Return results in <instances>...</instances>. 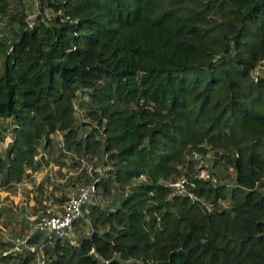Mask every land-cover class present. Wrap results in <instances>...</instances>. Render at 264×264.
Segmentation results:
<instances>
[{
	"label": "trees",
	"instance_id": "16d2710c",
	"mask_svg": "<svg viewBox=\"0 0 264 264\" xmlns=\"http://www.w3.org/2000/svg\"><path fill=\"white\" fill-rule=\"evenodd\" d=\"M23 1L0 0V184L61 134L111 197L76 244H27L44 235L46 264H264V0H37L33 21ZM208 167L215 184L197 178ZM181 178L209 210L170 198Z\"/></svg>",
	"mask_w": 264,
	"mask_h": 264
},
{
	"label": "rangeland",
	"instance_id": "374dc122",
	"mask_svg": "<svg viewBox=\"0 0 264 264\" xmlns=\"http://www.w3.org/2000/svg\"><path fill=\"white\" fill-rule=\"evenodd\" d=\"M23 2L28 21H33L38 12L37 0H24ZM76 117L95 127L93 122L84 117V113L81 110H76ZM5 123V125H8L10 121H6ZM12 137L11 131L8 133L5 142L0 146V154L3 153L6 147L12 142ZM52 137L51 147L47 150H43L41 146L37 152L35 159L37 162L39 161L41 165L37 174L32 176L33 174L26 173L29 175L28 178H24L19 183L5 186L9 189L10 187L15 188L13 190L19 192L21 197L14 206V210L8 209L9 207L6 208L4 205L0 206V210L2 211H0V258L5 254L12 255L17 259L34 254V258L31 260L30 264H46L47 257L44 255V246L42 245L45 240L44 235H42L38 244L34 246L27 244L28 239L36 235L34 230L36 218L48 211H57L62 208L71 193L84 184L82 181L86 178L82 177L84 173L83 170L86 171L88 167H92L93 169L96 167V169H100L101 167L100 164L94 166V163H99V159L93 158V160L90 159L91 161H89L83 156H79L82 160L80 168L69 167L74 160V156L79 159L78 155L72 152L67 155V151L62 145L61 134H56ZM61 163H63L62 166ZM208 171L210 173L212 172L210 168ZM213 171L218 182L220 171L217 168H214ZM80 175L81 180L79 181L77 177ZM228 176H232L230 172H226L225 183L230 182V177ZM110 200L111 197L109 196H96L93 199V203L99 205L101 208H105L110 206ZM37 201L39 203H37ZM88 209L89 206L83 209L84 218L82 217V219H79L78 222L74 224L63 240H69L76 244L81 235H86L90 231L89 218L87 215Z\"/></svg>",
	"mask_w": 264,
	"mask_h": 264
},
{
	"label": "built area",
	"instance_id": "2783aa9c",
	"mask_svg": "<svg viewBox=\"0 0 264 264\" xmlns=\"http://www.w3.org/2000/svg\"><path fill=\"white\" fill-rule=\"evenodd\" d=\"M263 65L264 60H262L252 72V77L254 79H256L257 75L262 71ZM192 158L197 160L199 168L204 166V161H202L198 155L194 154ZM99 171L100 169L98 170L88 167L86 173L91 177V181L79 186L74 192H72L60 210L48 211L38 216L34 222L35 232L43 234L48 233L56 238L64 239L73 225L77 223L79 219L84 217L83 209L93 203L97 191L95 183L98 181V178L93 176V174L98 173ZM197 178L204 181H210L213 184L217 182V178L211 174L208 169L199 170L197 172ZM163 185L170 190V198H189L203 204L207 210L210 209V205L204 203L193 189L191 190V188H194V184L190 183L186 178H181L173 184L163 183Z\"/></svg>",
	"mask_w": 264,
	"mask_h": 264
},
{
	"label": "crops",
	"instance_id": "0c3cea01",
	"mask_svg": "<svg viewBox=\"0 0 264 264\" xmlns=\"http://www.w3.org/2000/svg\"><path fill=\"white\" fill-rule=\"evenodd\" d=\"M26 173L31 174V175L33 174L32 176H34V174L35 175L37 174V171L32 172L31 169H29L28 171H26ZM28 177H29V175H28ZM0 180H2V178ZM0 183H1V181H0ZM13 189H15V188L10 187V189H9L8 187L0 185V200H1L0 206L4 205L6 208L9 207L8 209L14 210V206L18 203V200L21 197V194L19 192H15ZM37 203H39V202L37 201Z\"/></svg>",
	"mask_w": 264,
	"mask_h": 264
}]
</instances>
